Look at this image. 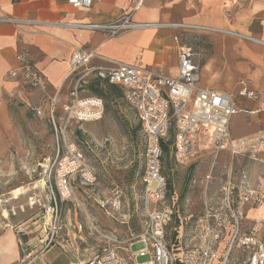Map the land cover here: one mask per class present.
Returning a JSON list of instances; mask_svg holds the SVG:
<instances>
[{
	"label": "built area",
	"instance_id": "built-area-1",
	"mask_svg": "<svg viewBox=\"0 0 264 264\" xmlns=\"http://www.w3.org/2000/svg\"><path fill=\"white\" fill-rule=\"evenodd\" d=\"M99 0H68L75 8H89ZM134 10L144 0H133ZM36 21L0 14V23L15 25ZM70 25V24H69ZM75 26L101 31L108 38L136 29L173 26L185 30L221 32L241 40L256 41L237 30L216 29L186 23L138 22L133 12L105 23H82ZM200 38L186 37L180 46L176 76L142 62H124L100 56L95 50L78 49L71 59V74L86 68L83 77L91 76L121 88L123 101L134 111L146 138V171L144 176V213L142 227L137 230L128 220H118L124 230L105 228L98 221L86 217L77 223L74 233L64 223L59 202L50 198L46 206L49 229L47 246H60L75 253L69 264H264V241L255 229H250L240 206L232 200L234 186H223V195H206L200 211L188 213L190 205L182 204L172 196L167 200L168 184L162 173V142L173 132L171 152L181 164L197 155L201 134L207 132L216 157L222 152L232 156L255 155L264 152V130L244 138H235L231 132L232 117L239 108L235 96L222 89L199 86L203 52L196 44ZM107 64L91 65L93 59ZM20 65L10 70L9 76L28 86L47 92L48 81L35 65L29 51L18 54ZM80 81L74 84L72 108H77L80 120H98L104 113L102 98L91 95L80 97ZM241 97L257 99L263 91L244 86ZM56 99L52 98V106ZM70 108V105L65 106ZM210 178V176H209ZM212 187L205 185V192ZM188 209V210H187ZM47 223V222H46ZM141 248L135 250V244ZM143 259V260H141ZM44 264H53L46 259Z\"/></svg>",
	"mask_w": 264,
	"mask_h": 264
},
{
	"label": "rangeland",
	"instance_id": "rangeland-1",
	"mask_svg": "<svg viewBox=\"0 0 264 264\" xmlns=\"http://www.w3.org/2000/svg\"><path fill=\"white\" fill-rule=\"evenodd\" d=\"M255 1L261 12L264 0ZM209 17L199 23L209 24ZM85 72L82 67L72 75L70 98L56 101L55 106V97L48 90L40 92L22 82L19 92L0 91V102L7 106L0 112V242L15 241L19 252L18 260L0 259V264H44L46 259L69 264L76 259L71 249H52L45 241L51 217L46 206L53 197L59 202L64 223L70 222L71 233L88 216L119 231L124 228L116 219L131 217L133 227H142L147 152L142 125L105 81L99 85L105 92L99 96L104 101L103 116L80 120L78 109L72 108L74 84L81 77L80 97L98 96L90 89V77H83ZM173 138L171 132L169 139ZM197 150L184 164L178 163L172 152L163 155L162 173L167 184H172L167 200L177 196L182 203L201 202L206 195H223V186H234L232 200L241 207L248 226H255L254 218H261L255 212L264 205V154L232 156L222 152L216 157L208 142ZM205 184L217 188L206 193L202 189ZM19 188L22 193L15 194ZM260 232L264 241V220ZM141 247L138 243L134 249Z\"/></svg>",
	"mask_w": 264,
	"mask_h": 264
},
{
	"label": "crops",
	"instance_id": "crops-1",
	"mask_svg": "<svg viewBox=\"0 0 264 264\" xmlns=\"http://www.w3.org/2000/svg\"><path fill=\"white\" fill-rule=\"evenodd\" d=\"M244 2L144 0L142 6L133 11V0H99L89 8H75L68 0H0V14L36 21L20 25L0 23V91L10 94L20 91L18 85L21 82L11 78L9 72L20 65L18 54L25 50L29 51L35 65L46 77L50 96H54L58 103L70 98L71 59L81 48L95 50L100 56L112 60L142 62L147 67L176 76L180 46L186 43L187 36H197L200 40L196 44L203 52L199 86L231 92L241 109L232 117V135L235 138L251 136L264 130V96L249 99L241 97L239 92L244 86L264 92V4L259 12L258 1L252 0L250 4ZM131 12L138 22L186 23L237 30L256 41L241 40L221 32L190 31L173 26L136 29L116 38H108L101 31L70 26L105 23ZM208 15L211 16L209 24L199 23ZM103 64L107 62L99 58L91 61V65ZM89 77L90 83L101 85L104 82L93 75ZM120 97L123 99V92ZM4 108H7L6 103L1 101L0 112H4ZM206 142L211 145L209 135L203 132L199 146ZM212 171L207 177H212ZM205 185L202 186L203 191ZM209 185L212 191L217 188ZM174 193L177 195V191ZM180 203L182 210H185L183 204L190 205L188 215L200 211L203 201ZM263 213L264 205L255 212L261 218H254L255 226H249L262 240L260 229Z\"/></svg>",
	"mask_w": 264,
	"mask_h": 264
},
{
	"label": "bare ground",
	"instance_id": "bare-ground-1",
	"mask_svg": "<svg viewBox=\"0 0 264 264\" xmlns=\"http://www.w3.org/2000/svg\"><path fill=\"white\" fill-rule=\"evenodd\" d=\"M14 192H15V194L22 193V188H19L17 190L15 189ZM32 204H34V203H32ZM10 234H11V232H10ZM14 242H13V240L12 241L11 240H5V241L0 242V259H1V262L9 261V260L10 261L11 260L16 261L19 259V252L17 250L18 246Z\"/></svg>",
	"mask_w": 264,
	"mask_h": 264
},
{
	"label": "trees",
	"instance_id": "trees-1",
	"mask_svg": "<svg viewBox=\"0 0 264 264\" xmlns=\"http://www.w3.org/2000/svg\"><path fill=\"white\" fill-rule=\"evenodd\" d=\"M90 89L98 96L103 97L105 94V92L100 88L98 83H90ZM110 90H114L116 92H118L119 96L122 95V91L120 90V88H118V86L113 85V84H109ZM81 133V132H80ZM174 138L171 139H167L165 141L162 142V152L163 155H167L169 156L171 153V148H172V144H173ZM162 155V158H163ZM168 189L171 191L172 190V184L171 182H168Z\"/></svg>",
	"mask_w": 264,
	"mask_h": 264
}]
</instances>
